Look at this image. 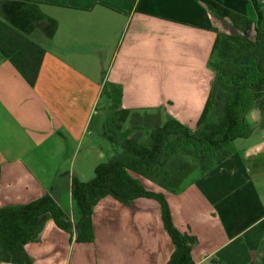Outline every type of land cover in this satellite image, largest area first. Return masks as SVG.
<instances>
[{
  "label": "crops",
  "instance_id": "crops-1",
  "mask_svg": "<svg viewBox=\"0 0 264 264\" xmlns=\"http://www.w3.org/2000/svg\"><path fill=\"white\" fill-rule=\"evenodd\" d=\"M209 1L255 20L249 0ZM5 6L44 56L29 87L0 54V208L48 194L70 218L73 178L90 181L112 151L96 123L103 86L117 91L121 109L192 128L215 78L208 61L216 34L240 31L200 0H11ZM246 119L252 134L234 142L233 155L207 173L193 171L175 194L164 195L173 225L197 241L194 264H264V123L254 114ZM98 204L93 232L112 221L116 251L123 234L134 256L141 253L137 262L167 263L172 246L156 203L136 200L126 208L105 198ZM76 245L45 219L39 242L25 250L32 264H70Z\"/></svg>",
  "mask_w": 264,
  "mask_h": 264
},
{
  "label": "trees",
  "instance_id": "trees-1",
  "mask_svg": "<svg viewBox=\"0 0 264 264\" xmlns=\"http://www.w3.org/2000/svg\"><path fill=\"white\" fill-rule=\"evenodd\" d=\"M10 1L0 0V54L33 87L44 50L13 25L5 6ZM200 2L240 31L216 34L208 61L215 78L196 124L189 128L173 119L162 122L153 115L121 109L117 91H108L105 84L96 112L104 113L98 135L112 146L111 153L97 165L90 181L73 178L71 218L48 194L0 208V263L32 264L25 246L39 242L45 219L74 236L75 243H92L94 207L110 198L126 207L136 200L156 203L172 246L166 264H194L191 251L196 239L173 225L164 194L147 190L142 182L175 194L193 171L207 173L234 154V142L252 134L247 115L254 114L264 123V3L249 0L255 13L252 21L209 0Z\"/></svg>",
  "mask_w": 264,
  "mask_h": 264
},
{
  "label": "rangeland",
  "instance_id": "rangeland-1",
  "mask_svg": "<svg viewBox=\"0 0 264 264\" xmlns=\"http://www.w3.org/2000/svg\"><path fill=\"white\" fill-rule=\"evenodd\" d=\"M97 115L99 121L97 120L96 123L100 125V123H102V119H104L105 117L100 111L97 112ZM165 193L168 192H164V195ZM98 203L94 207L93 215L95 209H97L99 205ZM62 208L65 212L69 211V208L65 207V205ZM96 221L97 219H95V224ZM106 228L103 224L96 225V229L94 228L93 232L92 243L77 244L76 246H74L73 255L71 256V259L69 258L70 264H76L77 261H79L80 264H144V260L141 262H137L136 259L141 255V253H136V255L134 256L132 250L129 249L133 244L130 243L129 240L124 239L125 237L123 236V234L121 237L122 241L120 242L121 244L119 247V251H116L114 248L115 237L113 236L115 232L112 230L115 229L113 222L109 221V226ZM116 232L118 233V230H116ZM106 234L108 237L105 239L104 235ZM80 257H82V260H78L80 259Z\"/></svg>",
  "mask_w": 264,
  "mask_h": 264
}]
</instances>
